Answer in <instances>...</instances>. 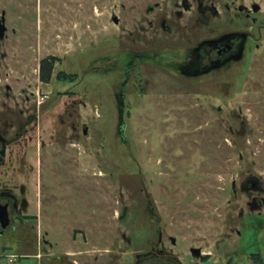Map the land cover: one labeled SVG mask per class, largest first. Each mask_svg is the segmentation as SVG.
<instances>
[{
	"label": "rangeland",
	"instance_id": "1",
	"mask_svg": "<svg viewBox=\"0 0 264 264\" xmlns=\"http://www.w3.org/2000/svg\"><path fill=\"white\" fill-rule=\"evenodd\" d=\"M213 1L205 39L250 37L240 59L188 78L191 30L155 22L176 0H0V120L32 114L52 137L34 182L66 264H264V208L241 189L264 186V0Z\"/></svg>",
	"mask_w": 264,
	"mask_h": 264
},
{
	"label": "flooded vegetation",
	"instance_id": "2",
	"mask_svg": "<svg viewBox=\"0 0 264 264\" xmlns=\"http://www.w3.org/2000/svg\"><path fill=\"white\" fill-rule=\"evenodd\" d=\"M175 8L170 15L164 14L155 22L168 34L184 27L191 30L194 39H186L189 48L181 57L182 75L188 78L205 76L210 69L242 57L249 34L236 30L216 39H205V28L220 15L213 0H176ZM154 11L153 7L148 10L149 13ZM239 11L247 18L252 15L247 8L241 7ZM183 19L189 22L183 25ZM153 25L155 23L150 21V28ZM144 55L145 52L132 55V60L135 57L151 60ZM153 56L157 59V54ZM34 122L32 114L26 115L24 120L8 115L0 120V264H66L63 228L58 226L55 240V228H51L52 223L42 214L34 182L37 166L47 150V140L52 137L45 139L34 135ZM254 177H249L241 189L252 198L251 210L260 212L264 208V186ZM233 188L236 192V185ZM147 257L139 264H161L156 263V258Z\"/></svg>",
	"mask_w": 264,
	"mask_h": 264
},
{
	"label": "trees",
	"instance_id": "3",
	"mask_svg": "<svg viewBox=\"0 0 264 264\" xmlns=\"http://www.w3.org/2000/svg\"><path fill=\"white\" fill-rule=\"evenodd\" d=\"M55 60L53 59H46L42 60L40 63V79L44 83H50L52 74H53V69L55 65Z\"/></svg>",
	"mask_w": 264,
	"mask_h": 264
},
{
	"label": "water",
	"instance_id": "4",
	"mask_svg": "<svg viewBox=\"0 0 264 264\" xmlns=\"http://www.w3.org/2000/svg\"><path fill=\"white\" fill-rule=\"evenodd\" d=\"M254 12H258L259 7L254 6L253 7ZM115 22L118 23V20L115 18ZM6 32V27L1 23V17H0V37H3L5 35ZM86 134V131H85ZM257 179V177H254V179ZM255 185V182H253ZM235 185V183L233 184V186ZM193 256H195L196 258H199L201 256V250L200 249H192L191 250Z\"/></svg>",
	"mask_w": 264,
	"mask_h": 264
}]
</instances>
